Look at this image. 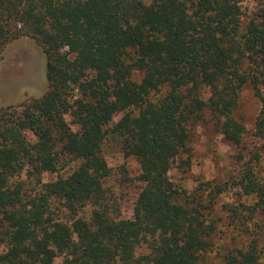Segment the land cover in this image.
I'll list each match as a JSON object with an SVG mask.
<instances>
[{
	"label": "trees",
	"instance_id": "16d2710c",
	"mask_svg": "<svg viewBox=\"0 0 264 264\" xmlns=\"http://www.w3.org/2000/svg\"><path fill=\"white\" fill-rule=\"evenodd\" d=\"M242 1L0 0V56L28 35L47 59L43 95L0 106V264L199 263L216 232L207 210L225 187L215 185L206 202L169 172L206 110L227 140L241 143L246 128L234 112L247 84L262 103L255 134L264 137V0L250 13ZM111 136L140 163L128 218L113 212L103 183L111 168L102 145ZM63 158L80 164L43 180ZM239 184L256 197L238 225L250 241L226 264H264L256 218L264 185L249 167ZM228 210L238 221L239 211Z\"/></svg>",
	"mask_w": 264,
	"mask_h": 264
},
{
	"label": "rangeland",
	"instance_id": "374dc122",
	"mask_svg": "<svg viewBox=\"0 0 264 264\" xmlns=\"http://www.w3.org/2000/svg\"><path fill=\"white\" fill-rule=\"evenodd\" d=\"M259 6L256 0L242 1L245 13L255 11ZM46 62L44 50L35 38L22 35L10 41L0 56V106L19 104L42 96L47 90ZM133 78L140 81L142 72L135 71ZM164 92L165 88L153 97L157 98ZM207 96L208 93H205L204 97ZM261 106V100L256 95L253 85L247 84L241 92L239 105L234 112V116L246 128L240 144L227 140L210 112L206 110L203 119L190 130L188 153L180 155L169 172L172 181L197 199L207 198L206 202L215 185L225 187L207 210L216 225V232L212 238L211 248L200 258L198 264H226L230 250L236 247L246 248L250 241L238 227L246 215L243 205L254 204L256 197L244 194L239 181L244 170L249 167L264 185V137L255 134V121ZM67 120L70 122V117H67ZM72 128L77 129V126L72 125ZM102 153L111 168L110 175L103 183L112 210L120 217H131L142 187V182L137 179L141 172L139 160L135 156L125 155L121 138L117 136H111L103 143ZM182 160L188 163L183 166ZM79 164L78 159L63 158L56 172H46L42 178L50 181L60 176L66 177ZM22 179L31 187L35 185L34 182L28 181L26 176ZM54 206L64 214L65 209L59 202ZM230 206L239 211L236 222L229 218ZM64 215L66 217L67 214ZM256 218L264 224L263 213H258ZM259 245L264 250V242H260ZM4 250V245L0 243V252ZM138 252L146 253L147 248L143 246ZM61 262L62 258L58 257L55 264Z\"/></svg>",
	"mask_w": 264,
	"mask_h": 264
}]
</instances>
